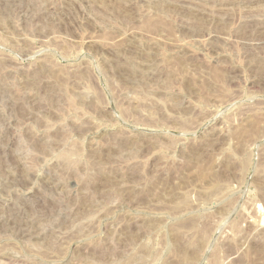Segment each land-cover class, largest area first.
<instances>
[{
  "label": "rangeland",
  "instance_id": "1",
  "mask_svg": "<svg viewBox=\"0 0 264 264\" xmlns=\"http://www.w3.org/2000/svg\"><path fill=\"white\" fill-rule=\"evenodd\" d=\"M0 264H264V0H0Z\"/></svg>",
  "mask_w": 264,
  "mask_h": 264
}]
</instances>
